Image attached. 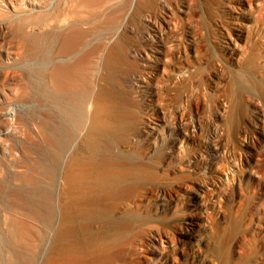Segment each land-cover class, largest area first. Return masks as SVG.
<instances>
[{
    "label": "bare ground",
    "instance_id": "1",
    "mask_svg": "<svg viewBox=\"0 0 264 264\" xmlns=\"http://www.w3.org/2000/svg\"><path fill=\"white\" fill-rule=\"evenodd\" d=\"M48 1L5 0L10 13H0V29L12 26L15 55L47 53L51 40H60L51 56L59 64L51 69L43 60L25 65L26 75L24 62L0 66V85L9 83L15 96L39 90L55 120L51 127L45 119L55 145L47 152L51 162L38 156L20 177L28 189L0 176V264H264L251 259L243 209L248 187L264 189L260 153H249L255 120L264 121V83L244 51L250 42V50L264 52V0H234L228 18L241 46L233 44V66L210 69L206 53L173 46L191 29L189 13L218 18L213 0H195V7L190 0L193 9L177 0ZM130 33L161 55L148 71L153 104L141 114L110 77L132 59L123 38L116 42ZM103 67L109 75L101 77ZM140 87H131L135 96L144 94ZM7 104L3 96L0 119ZM117 141L125 145L113 147ZM201 173L203 180L195 178ZM44 249L47 257L40 256Z\"/></svg>",
    "mask_w": 264,
    "mask_h": 264
},
{
    "label": "rangeland",
    "instance_id": "2",
    "mask_svg": "<svg viewBox=\"0 0 264 264\" xmlns=\"http://www.w3.org/2000/svg\"><path fill=\"white\" fill-rule=\"evenodd\" d=\"M28 1L29 0H23V2L26 4L28 3ZM177 1L180 2V3L177 2L179 5L181 3H186V4L188 3L187 5L189 7H191V5L195 2V5L193 4L194 6L192 5V7L196 6L195 0H191L192 4H191L190 0H184V2L182 0H177ZM188 1L190 2V4ZM213 1L218 6V15H219L218 18L215 19L214 17H209L208 15H204L203 17L200 16L198 18V16L197 17L193 16L192 12L189 13L190 14L189 19L193 18L192 24L190 27L191 29H189L188 32H184V30L181 31L182 33L179 32V39L177 38L178 40H176L177 42L175 41V45L173 46V48L175 50L180 51V53H192V50H193V52H196V53H202V54L206 53L205 66H206V68H209V69L215 67L217 64H220V66L223 68L226 66H233V63L231 62L232 60H230V59L232 56H234L236 47L241 46L240 39L238 37H236V30L237 29H236L235 25L228 18V14L230 12H232L231 10L233 9V7L235 5V1L234 0H213ZM48 2H50V6H53V3L55 2V0H49ZM198 3H199V1H198ZM178 4H176V5H178ZM192 7L190 9H193ZM174 8L176 9V10L174 9L176 11L174 17H177L176 14L179 16V14H178L179 12L177 10V7H174ZM0 13H10V9L5 6V0H0ZM176 19L178 20L179 18L177 17ZM176 19L174 18L175 21H176ZM176 23L179 24L180 23L179 20H178V22L176 21ZM193 24H195V25H193ZM11 27H12L11 25H8L5 29H0V66H4L6 64V62H9V61H10V63L11 62L12 63L19 62L20 64L22 62H24L21 64L23 66L22 68L25 70V72H24V70L22 71L23 74H25L26 71H28L27 67H29V69H31L32 67L36 66L39 61L41 62L42 60L44 62L50 63V64L48 63L49 64L48 67H50L48 69H51L52 67H54L55 63H57V62L56 61L51 62V59L53 57L52 60H55V58H54L55 55L53 54V52H54V48L58 47L59 43H57V42L58 41L60 42V40H58L57 42L55 40L54 41L51 40L52 43L48 44L49 45L48 51L50 50L49 53H48V51H47V53L43 52V51L41 52V49H38L39 51L34 50L33 53H31L32 51L31 52L27 51L29 53H23V54L19 53V54L15 55V53H11V50H10L13 43H14V38L10 34L11 31L8 30V28L11 29ZM121 38H123L124 40ZM118 39L119 40L116 42H119L121 39V42L124 41L125 44L127 43L126 44L127 49H128L127 53H131V54H128L129 56H127V57H129V59L132 58L131 59L132 61L131 60L129 61L126 58L125 62L123 61L122 62L123 64L121 63L120 66L118 65L119 67H116V69H114L113 72L110 69L111 70L110 71V73H111L110 77L112 76L111 79L112 80L114 79V81H113L114 83L113 82L112 83H113V85L116 84L115 86H116V89H118V92L120 90L121 96L125 97V98H123V99H125L124 100L125 103L127 102V104L128 103L130 105L132 104L131 106L134 105V108H136L135 110L137 111V113L141 114L144 110L145 105H152L153 104L151 101V97H150L151 91L153 89V85H152L153 81H150V79L148 77V73L150 72V69L152 67L151 65H153L156 62L155 60H159V61L161 60V55H160V52L158 53V50H156L154 52H151L150 49L148 50V48L143 44V42H141L134 34L131 35V33H130V36H128V37L125 35H124V37L120 36V38H118ZM53 42L57 43V45L53 44ZM234 43H236L235 50L233 47ZM249 44H250V42L245 43L244 51L246 54L250 55L253 59V62L251 63L250 68H249L250 72L252 74H254L259 81L264 83V52H259L257 49L250 50ZM50 45H51V49L53 51L50 49ZM52 46L54 48H52ZM41 53L44 55V57ZM142 53L147 54V56H148L147 59H146V57H143L142 58L143 60L141 59L140 55ZM35 54L37 56H35ZM38 57L39 58L42 57V58L39 60ZM133 57L134 58L136 57L135 62L136 61L138 62V63L137 62L133 63L135 65L132 64V62H134ZM26 62H27V64H26ZM30 62H32V63L29 64V66H28V63H30ZM34 62L35 63L37 62V63L35 64ZM52 63H54V64H52ZM126 63H127V65H126ZM57 64H59V62ZM31 65H34V66H31ZM129 65H131V66H129ZM121 66H123V67H121ZM103 68H102L103 72L101 71L102 74L100 73L101 77L103 76L104 73L109 75V72H108L109 69L106 67L104 69ZM119 69H121V70H119ZM127 69H129V70H127ZM130 69L133 71H130ZM23 74H20V75L22 76ZM129 75H131V76H129ZM117 77L118 78L121 77V78L118 79ZM122 77H123V79H122ZM140 78H141V81H140ZM143 78H144V80H143ZM115 79L118 82H115L116 81ZM125 79H127V80H125ZM126 84H128V85L125 86ZM137 84L141 86L140 89L144 88L142 90L144 94H141V96H135L134 90L131 88L133 85L135 86ZM120 86H122V88H120ZM49 87L51 88L50 85H49ZM34 89L27 92L28 94L26 93L24 96H22V94L15 96L11 92V86L9 87V83L6 82V83H3L0 85V100L3 99V96H5L8 99V104L3 107V112L5 113L6 117L8 118V121H7V118H6V120H4L3 118L0 119V133L6 132L8 135L6 138H2V135L0 134V176L1 175H7V176L9 175L10 178H8V180L9 181L11 180V182L18 183V184L20 182L21 188H23V189H28V187H27L28 184L25 181L21 180L20 177L23 175L24 172H28V169H27L28 167H29V169H32L31 167L35 166L33 164H36V160L39 161V159L40 160L46 159L47 161L51 162V159L49 160L48 154H49V151L51 152L55 146V145L53 146L54 143L49 141V137H48L49 134L51 133L50 131H52V128H49L47 125H50L52 127V124H54L52 122V120L55 121L52 111L51 110L48 111L51 108L50 107H44L45 105L49 106V101L47 100V103H46L47 98L43 97L40 93H37V91L39 92V90L35 89V91H33ZM134 89H135V87H134ZM124 90H126V91H124ZM32 91L35 93H32ZM127 93L128 94L131 93L134 96H132L131 94L128 95ZM34 95L35 96L37 95V96L35 97ZM137 98H139V99H137ZM35 99H36V101H35ZM126 99H128V101ZM42 100H43V103H41ZM134 102H135V104H134ZM35 103H38V104L35 105ZM150 103H152V104H150ZM137 106H139V107H137ZM44 108H46V109H44ZM140 108L142 109V112H141ZM37 111H39V112H37ZM37 113H38V115H37ZM38 117H42V118H38ZM45 119L49 120V121L46 122ZM42 120L44 122H42ZM10 121H11V123H10ZM23 122L24 123L26 122V123L24 124ZM45 122L47 123V125H45L46 124ZM40 123H42V124H40ZM255 124L257 126V132L255 133V138H257V140H255L254 147L249 148V151H250L249 153L252 154L253 151H254V153H253L254 155H257V153L258 154L260 153L256 157L259 158L258 159L259 160L258 165H262L261 167H263L262 168V174H261V177H262L261 183L263 182L262 183V187H263L264 186V165H263L264 164V121H262L260 123L258 120H255ZM46 126L49 129H47ZM43 127H44V129H43L44 131L41 132ZM46 129L48 131L49 130L50 131L48 132ZM45 132H46V134H45ZM43 133H44V135H42ZM47 142H49L50 144H48ZM117 142L118 143H116V142L113 143V147L119 148L122 146V144H124V143H121L120 141H117ZM255 151H257V153H255ZM47 152H48V154H47ZM44 155H47V156H45L46 158L44 157ZM38 156H39V159H38ZM260 157L262 160L260 159ZM255 162H253L251 164L252 169L249 167V169L252 171L253 170L256 171V169H257L258 165ZM203 177H205V175H203L201 173V174L196 175L195 178H197L198 180H203ZM249 177H250V179L248 178V180H247L248 184L254 180L253 176H249ZM14 178H16V179H14ZM17 178L19 179L18 182L16 181ZM171 181L172 180H170V181L165 180V183L168 182L165 184L164 180H162V183H163V185H170L169 183ZM162 183H160V184H162ZM247 187L248 186H246V188ZM251 189H253L254 191L253 190L251 191ZM247 191H249L248 192L249 195L247 194ZM254 192H257V193H254ZM249 198H250V200H249ZM244 202H243V205H245V206H243V209L246 210L245 211L246 214H244L245 218H246L245 220L248 222V225H249V227H251V230H252V235H251L250 240H251V243L253 244L252 245L253 246V252L251 254V259L264 261V189L259 192L257 190V188H255V187H252V188L248 187L246 189ZM247 202H248V204H246ZM230 205L231 204L229 203V209L231 211L229 210L230 212L228 211V213H227L230 215V216L228 215V218H227L229 220L234 218L233 217L234 214L232 213L233 208L231 209V207H234V206L231 205V207H230ZM246 206H247V208H246ZM243 209H241V210H243ZM231 213L233 216H231ZM247 217H248V219H247ZM222 228H226V225H225V227H222ZM148 230H152L151 232L149 231V233H156V231L154 229L150 228ZM132 231L136 232L137 230L133 229V230L129 231V233L128 232L127 233L132 234L133 233ZM121 233H123V235H124L126 232L125 233L121 232ZM146 233H148V231ZM81 239H82V241L86 239L84 242L88 241L87 238L84 239L82 237ZM49 244H51V243H49ZM49 247H47V248H49ZM51 248L52 247H50L49 250L47 249V252H48L47 254H50L49 252L51 251ZM42 251H43L42 253L40 252V256L42 254H43V256H46V255H44V254H46V253H44V251L46 252V250L44 249ZM42 259H44V258H42ZM120 263H122V261ZM120 263L118 262L115 264H120Z\"/></svg>",
    "mask_w": 264,
    "mask_h": 264
}]
</instances>
